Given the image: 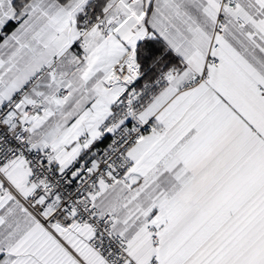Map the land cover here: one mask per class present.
<instances>
[{"label":"snow or ice","instance_id":"snow-or-ice-1","mask_svg":"<svg viewBox=\"0 0 264 264\" xmlns=\"http://www.w3.org/2000/svg\"><path fill=\"white\" fill-rule=\"evenodd\" d=\"M0 264H264V0H0Z\"/></svg>","mask_w":264,"mask_h":264}]
</instances>
